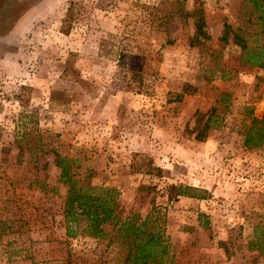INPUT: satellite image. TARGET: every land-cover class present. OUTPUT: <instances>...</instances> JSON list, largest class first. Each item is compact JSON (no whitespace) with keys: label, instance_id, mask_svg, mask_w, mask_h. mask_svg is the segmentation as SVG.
I'll return each mask as SVG.
<instances>
[{"label":"rangeland","instance_id":"rangeland-1","mask_svg":"<svg viewBox=\"0 0 264 264\" xmlns=\"http://www.w3.org/2000/svg\"><path fill=\"white\" fill-rule=\"evenodd\" d=\"M73 1L64 32L69 0H0V264H129L109 225L65 234L57 157L114 188L121 217L149 215L165 264H264V144H243L264 115V67L240 60L264 50L251 4Z\"/></svg>","mask_w":264,"mask_h":264},{"label":"trees","instance_id":"trees-1","mask_svg":"<svg viewBox=\"0 0 264 264\" xmlns=\"http://www.w3.org/2000/svg\"><path fill=\"white\" fill-rule=\"evenodd\" d=\"M251 4V11L254 13L256 21L264 30V0H243ZM75 1L69 0L65 18L62 20V30L67 31L74 13ZM185 15L193 18L194 37L208 38L203 31L202 9L194 8ZM229 25H224L222 38L227 34ZM233 41L240 49L246 47L245 41L233 33ZM240 60L257 67H264V50H258L253 57H241ZM228 94L221 93L217 102L220 105L222 99ZM216 107L210 108L207 114H201L195 119L193 128V138L197 141H204L206 132L214 122ZM204 121L202 122V120ZM251 124L246 128L243 135V144L246 146H258L264 144V115L259 120L252 118ZM259 123V126H256ZM59 168V180L66 184V190L62 201V213L66 223V232L68 236H74L75 230H72L68 223L78 226V221H82V227L79 231L90 237H102L105 235L103 226L109 225L110 231L115 232L120 242L126 247L127 256L125 260L129 264H165L166 245L163 242L161 233L154 230L149 215L138 218L135 214L121 217L117 211L116 195L117 191L111 187H101L95 185H86L76 178L70 171L69 163L63 157L55 159ZM141 188H145L143 185ZM184 193V194H183ZM181 194L188 197H195L192 194L183 192ZM168 264H177L172 261Z\"/></svg>","mask_w":264,"mask_h":264},{"label":"crops","instance_id":"crops-1","mask_svg":"<svg viewBox=\"0 0 264 264\" xmlns=\"http://www.w3.org/2000/svg\"><path fill=\"white\" fill-rule=\"evenodd\" d=\"M187 200H189V203L192 202L193 200L197 201V199H195L194 197H187Z\"/></svg>","mask_w":264,"mask_h":264}]
</instances>
